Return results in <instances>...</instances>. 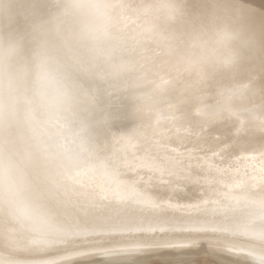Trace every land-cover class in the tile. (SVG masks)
Returning <instances> with one entry per match:
<instances>
[{
	"label": "bare ground",
	"instance_id": "1",
	"mask_svg": "<svg viewBox=\"0 0 264 264\" xmlns=\"http://www.w3.org/2000/svg\"><path fill=\"white\" fill-rule=\"evenodd\" d=\"M110 7L113 32L85 67L52 43L74 103L24 94L0 116V264H75L90 239L131 245L162 226L207 231L264 264V0ZM224 8L260 45L237 69L215 57L212 12ZM193 184L191 206L160 198Z\"/></svg>",
	"mask_w": 264,
	"mask_h": 264
},
{
	"label": "clouds",
	"instance_id": "2",
	"mask_svg": "<svg viewBox=\"0 0 264 264\" xmlns=\"http://www.w3.org/2000/svg\"><path fill=\"white\" fill-rule=\"evenodd\" d=\"M110 0H0V116L16 100L29 94L42 102L74 103L77 89L68 63L52 47L70 44L89 56L109 38L114 28ZM217 21L216 59L237 69L260 47L246 23L226 8L214 9Z\"/></svg>",
	"mask_w": 264,
	"mask_h": 264
},
{
	"label": "snow or ice",
	"instance_id": "3",
	"mask_svg": "<svg viewBox=\"0 0 264 264\" xmlns=\"http://www.w3.org/2000/svg\"><path fill=\"white\" fill-rule=\"evenodd\" d=\"M198 175V173H193ZM161 200L180 205H193L201 199L196 186L187 185L185 190L177 191L171 200L168 193L159 194ZM168 219L167 216L163 217ZM183 223V218L169 220ZM136 243L128 245L115 239L97 236L80 245V250L90 253L77 264H244L242 259L227 254L221 240L200 230L162 226L135 237ZM80 243V242H78ZM118 249H126L119 251Z\"/></svg>",
	"mask_w": 264,
	"mask_h": 264
},
{
	"label": "rangeland",
	"instance_id": "4",
	"mask_svg": "<svg viewBox=\"0 0 264 264\" xmlns=\"http://www.w3.org/2000/svg\"><path fill=\"white\" fill-rule=\"evenodd\" d=\"M75 264H77V263H75Z\"/></svg>",
	"mask_w": 264,
	"mask_h": 264
}]
</instances>
